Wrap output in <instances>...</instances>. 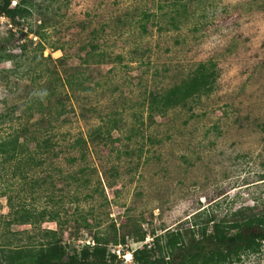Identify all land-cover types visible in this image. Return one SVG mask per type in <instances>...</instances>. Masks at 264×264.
I'll use <instances>...</instances> for the list:
<instances>
[{
    "label": "rangeland",
    "instance_id": "374dc122",
    "mask_svg": "<svg viewBox=\"0 0 264 264\" xmlns=\"http://www.w3.org/2000/svg\"><path fill=\"white\" fill-rule=\"evenodd\" d=\"M172 2L32 0L18 26L0 16L4 52L18 55L27 43L15 61L0 62V140L26 126L20 141L51 135L58 152L25 177L0 155V243L34 244L52 229L67 255L97 232L115 234L107 249L129 264L141 244L131 231H145L144 243L151 232L189 229L199 212L264 211V0ZM199 63L213 65V90L150 116L149 94ZM67 75L76 76L71 85ZM38 96L43 108L64 110L40 130L39 114L25 109ZM8 196L57 219L7 225ZM242 264H264V248Z\"/></svg>",
    "mask_w": 264,
    "mask_h": 264
},
{
    "label": "trees",
    "instance_id": "16d2710c",
    "mask_svg": "<svg viewBox=\"0 0 264 264\" xmlns=\"http://www.w3.org/2000/svg\"><path fill=\"white\" fill-rule=\"evenodd\" d=\"M176 1L178 0H173L172 3ZM180 5L185 7L184 4ZM33 7L32 0H18L13 6L11 0H0V16L6 17L13 26H18L20 20L31 16ZM144 17L147 18L148 14L145 13ZM141 28L145 30L144 25ZM40 29L34 34L43 38ZM7 36L12 37L13 33L10 32ZM38 43V49L42 52L43 46ZM26 45L25 42L19 44L21 51L18 55L5 53L0 47V62L11 59L15 61L23 54ZM90 53L88 52V55ZM57 59L63 60L64 56ZM101 61V59L94 60V62ZM75 77L67 75L65 83L71 85ZM214 78L213 65L197 64L180 82L160 92L149 94L147 100L149 115L163 114L170 108L184 106L190 100L209 94L214 87ZM74 84L79 85L81 82L75 81ZM51 94L50 88H45L40 93L45 99H49ZM41 97L31 98L25 108L39 114L38 121L34 123L36 130H40L44 125L51 126L53 121L64 112L62 107L54 111L43 108ZM27 128L24 126L21 128V133L13 134L7 140H0L2 162L15 161V171L22 172L24 177L28 169L40 166L46 155L51 154L52 157L58 155V152L54 151L51 135L30 136L20 141L19 137L27 132ZM30 141L34 143L32 149L27 146ZM81 142H85V139L76 140V143ZM70 160L73 161V158ZM22 165H26L25 168L23 167L24 170ZM13 174L16 175L15 172ZM36 181H32V186L37 184ZM7 201L12 215L11 219L7 220V225L15 223L35 226L45 217L56 221L58 216L57 212L47 211L45 208L37 212L25 206L16 207L11 204L9 196ZM188 225L189 229L177 227L166 229L162 233L151 232V240L144 243L142 242L146 236L145 231H131L133 241L141 244L130 252L133 261L129 264H242L245 257L258 254L264 248V211L252 213L248 208H238L218 219L214 214L203 211L194 214ZM84 227L88 228L89 225L86 223ZM110 244L117 245L115 234L97 232L91 236V242L82 244L78 250L75 249L70 254L64 255L65 245L58 232L47 229L42 231L41 240L34 244L12 246L10 243H0V264H125L117 259L115 252L107 249Z\"/></svg>",
    "mask_w": 264,
    "mask_h": 264
},
{
    "label": "built area",
    "instance_id": "2783aa9c",
    "mask_svg": "<svg viewBox=\"0 0 264 264\" xmlns=\"http://www.w3.org/2000/svg\"><path fill=\"white\" fill-rule=\"evenodd\" d=\"M1 17H4L3 15H1ZM6 18V17H5Z\"/></svg>",
    "mask_w": 264,
    "mask_h": 264
},
{
    "label": "clouds",
    "instance_id": "9594fccd",
    "mask_svg": "<svg viewBox=\"0 0 264 264\" xmlns=\"http://www.w3.org/2000/svg\"><path fill=\"white\" fill-rule=\"evenodd\" d=\"M130 255H131V253H130Z\"/></svg>",
    "mask_w": 264,
    "mask_h": 264
}]
</instances>
